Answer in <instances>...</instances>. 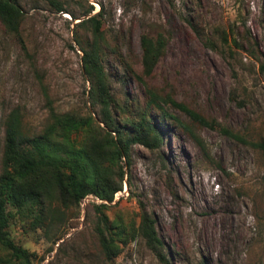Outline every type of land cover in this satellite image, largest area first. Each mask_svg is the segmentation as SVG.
Returning a JSON list of instances; mask_svg holds the SVG:
<instances>
[{"label": "rangeland", "instance_id": "obj_1", "mask_svg": "<svg viewBox=\"0 0 264 264\" xmlns=\"http://www.w3.org/2000/svg\"><path fill=\"white\" fill-rule=\"evenodd\" d=\"M54 1L67 12L47 0H19L20 39L0 23V159L3 120L13 109L32 132L46 124L51 107L93 113L72 30L86 11L100 12L105 38L118 53L104 56L116 119L125 118L121 108L139 118L150 88L213 124L200 126L164 105L199 138L200 147L151 111L163 143L155 150L131 146L123 189L103 211L134 228L142 214L150 216L167 263L137 234L113 264H264V151L258 147L264 144V0ZM222 30H233L244 50L222 44ZM245 35L256 40L260 60L248 56ZM143 36L164 40L149 74L142 63ZM99 204L87 196L77 209H61L46 230L26 232L12 221L10 237L32 254V264H104L95 231Z\"/></svg>", "mask_w": 264, "mask_h": 264}, {"label": "trees", "instance_id": "obj_2", "mask_svg": "<svg viewBox=\"0 0 264 264\" xmlns=\"http://www.w3.org/2000/svg\"><path fill=\"white\" fill-rule=\"evenodd\" d=\"M47 1L59 12H67L59 2ZM90 12L86 11L74 25L72 42L82 54L81 68L89 84L88 97L93 113L86 116L75 111L57 113L51 107L46 124L38 132L24 127L18 109L11 110L3 120L0 264H32V254L10 237L12 221L20 222L26 232L46 230L61 209H77L90 195L101 201L95 207V231L104 264H113L122 252V246L137 234L165 261L163 244L150 216L142 214L138 228H134L132 224H124L121 218L109 220L105 211L114 201L115 194L123 189V168L129 166L131 146L138 144L155 150L163 143L164 134L158 121H172L202 147V142L189 128L164 111V105L169 103L200 126L213 127L197 111L150 88H146L147 100L139 118H135L131 110L121 108L125 118L116 119V101L110 91L104 56L107 51L117 56L118 53L105 38L102 13L89 16ZM71 18L76 20L77 16L72 14ZM23 20L24 11L19 0H0V23L9 34L20 39ZM217 32L222 44L229 45V49L232 43L244 50L233 30ZM242 37V43L250 45L246 50L248 56L260 60L256 40L249 35ZM140 44L144 73L149 74L163 54L164 40L161 36L155 39L143 36ZM206 45L216 48L210 39H206ZM261 65L263 68L264 63ZM153 110L159 113L158 121L150 116ZM258 147L264 151V144H258Z\"/></svg>", "mask_w": 264, "mask_h": 264}, {"label": "built area", "instance_id": "obj_3", "mask_svg": "<svg viewBox=\"0 0 264 264\" xmlns=\"http://www.w3.org/2000/svg\"><path fill=\"white\" fill-rule=\"evenodd\" d=\"M85 199V198H84Z\"/></svg>", "mask_w": 264, "mask_h": 264}]
</instances>
